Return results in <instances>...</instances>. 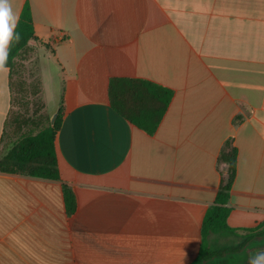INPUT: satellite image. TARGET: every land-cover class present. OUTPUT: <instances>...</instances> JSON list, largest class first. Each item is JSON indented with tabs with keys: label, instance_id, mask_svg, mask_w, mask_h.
I'll list each match as a JSON object with an SVG mask.
<instances>
[{
	"label": "crops",
	"instance_id": "0c3cea01",
	"mask_svg": "<svg viewBox=\"0 0 264 264\" xmlns=\"http://www.w3.org/2000/svg\"><path fill=\"white\" fill-rule=\"evenodd\" d=\"M26 4L48 44L47 108H62L60 179L0 172V264H191L232 149L227 223H264V0H11L18 21ZM9 76L0 72V144ZM114 78L172 92L154 133L112 108Z\"/></svg>",
	"mask_w": 264,
	"mask_h": 264
},
{
	"label": "trees",
	"instance_id": "16d2710c",
	"mask_svg": "<svg viewBox=\"0 0 264 264\" xmlns=\"http://www.w3.org/2000/svg\"><path fill=\"white\" fill-rule=\"evenodd\" d=\"M38 43L43 42L35 36L31 8L26 4L8 49L6 67L10 70L12 104L0 144V172L59 180L55 141L62 124V108L54 121L46 117L37 119L29 113L31 99H39L43 93L39 65L36 79L27 80L24 74L27 54ZM109 96L112 108L118 114L154 133L171 102L172 92L147 81L114 78L110 81ZM236 161V149L221 154V162L228 165V177L223 180L214 204L207 210L201 229L200 252L191 264H211L231 255L264 248V223L243 230L232 229L227 223ZM63 192L67 213L72 215L76 210L75 194L68 186L63 187ZM240 231L243 234H239ZM221 235L239 237L240 242L236 246L213 248L211 238Z\"/></svg>",
	"mask_w": 264,
	"mask_h": 264
},
{
	"label": "rangeland",
	"instance_id": "374dc122",
	"mask_svg": "<svg viewBox=\"0 0 264 264\" xmlns=\"http://www.w3.org/2000/svg\"><path fill=\"white\" fill-rule=\"evenodd\" d=\"M47 47L48 44L46 43H38L37 45H34V49L27 54L26 63H25L27 67L24 73L25 78L27 80L32 81L37 77H39L37 66L39 65L40 67V50L47 49ZM29 111H30L29 113L31 115H34V117L37 119H39L40 117H46L45 119L52 120L53 118L52 113L47 108L44 93H42L39 99L38 97L35 99H31V105ZM211 240H212L211 246L213 248H218V249L226 246H236L240 242V239L235 237L223 239L219 236H214L211 238ZM230 257L235 258V255H231L226 258L229 259ZM240 261L243 262L242 259H240Z\"/></svg>",
	"mask_w": 264,
	"mask_h": 264
},
{
	"label": "clouds",
	"instance_id": "9594fccd",
	"mask_svg": "<svg viewBox=\"0 0 264 264\" xmlns=\"http://www.w3.org/2000/svg\"><path fill=\"white\" fill-rule=\"evenodd\" d=\"M17 22L18 17L13 12L11 0H0V72L6 68L8 49ZM15 38L19 39L18 36ZM249 264H264V251L254 253L249 259Z\"/></svg>",
	"mask_w": 264,
	"mask_h": 264
},
{
	"label": "water",
	"instance_id": "95a60500",
	"mask_svg": "<svg viewBox=\"0 0 264 264\" xmlns=\"http://www.w3.org/2000/svg\"><path fill=\"white\" fill-rule=\"evenodd\" d=\"M56 119V115L52 118V121H54Z\"/></svg>",
	"mask_w": 264,
	"mask_h": 264
}]
</instances>
